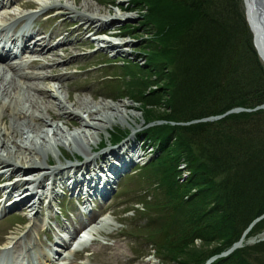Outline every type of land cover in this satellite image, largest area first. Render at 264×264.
I'll use <instances>...</instances> for the list:
<instances>
[{
	"label": "trees",
	"instance_id": "obj_1",
	"mask_svg": "<svg viewBox=\"0 0 264 264\" xmlns=\"http://www.w3.org/2000/svg\"><path fill=\"white\" fill-rule=\"evenodd\" d=\"M139 3L146 6L143 27L150 25L155 33H148L143 41L148 47L145 66L131 68L129 63L120 67L128 77L125 96L136 93L140 98L136 102L159 108L167 97L166 115L144 120L154 123L144 132L158 145L166 166L156 163L157 159L143 169L142 183L148 194L141 202L147 222L139 234L156 253L168 256V261L205 264L236 243L264 213V111L190 122L263 104L264 69L252 46L240 0ZM161 55L173 63L162 60ZM158 121L161 123L156 124ZM185 123L190 124L181 125ZM181 160L191 169L186 184L197 188L187 201H182L174 185ZM162 176H166L164 180ZM156 190L169 197L147 205L157 201L149 198ZM186 213L188 221L182 222ZM172 225H178L174 236L170 234ZM263 231L264 219L246 238ZM196 239L204 249H196L187 258L188 247ZM211 264H264V241L244 245Z\"/></svg>",
	"mask_w": 264,
	"mask_h": 264
},
{
	"label": "rangeland",
	"instance_id": "obj_2",
	"mask_svg": "<svg viewBox=\"0 0 264 264\" xmlns=\"http://www.w3.org/2000/svg\"><path fill=\"white\" fill-rule=\"evenodd\" d=\"M49 1H53V0H49ZM20 2L27 3L30 7L36 9L39 6V3H42V0H20ZM55 2L62 3V4H68L69 6H72L76 11L80 13H84V14H92V13L95 14V12H97L101 16H109V17L110 16L113 17L115 14H122V15L125 14L126 17H124L121 21L117 23H112V24L108 23L104 26H99V25L94 24V28L100 27L99 32H102V31L110 32L114 30L116 33H119L118 35L120 36L121 39L114 38L113 40L115 41L122 40L123 42H127V44L125 46H122V48L115 49L116 51L115 50L113 52L110 51V53L107 51H98L97 50L98 45H96L92 41L94 37L90 36L91 33L88 32L89 30L84 31L83 33V28L86 26V24L78 27V31L81 32L82 34L81 37L77 35L76 32L73 34H69L71 31L74 30L75 27L73 28H70V26L62 27L64 26V21L69 22V23L71 22L74 25L77 24L78 26V24L80 25V23H83V20H81V18H76L75 16L64 17V19H61L55 22L47 30H45V36L47 37L50 34L54 36L57 33H59L57 36H59L60 38H57L56 41L52 40L50 43L51 45L56 44L57 42H64V40L62 41L63 37L65 40L66 39L68 40V43L63 44L62 47L60 46V48L56 50V53H57V56H63L62 57L63 61L69 62L68 64L70 65L63 66L62 64V66L58 67L57 71L55 70L54 74H58L59 76H61V80L59 81L51 82L49 80L45 81L43 79L26 80V81L20 80L21 82L24 81L26 83L23 84L20 82L23 85V88H22V91L19 92L20 96L19 97L17 96L18 100L20 99L22 104L29 106L30 99L33 100V99L39 98V95L36 93L34 88H38L39 90L40 89L45 90L49 86H52L55 83V85H59L61 87L59 89V93H61L62 97L67 96L65 100L69 102L70 106H72L73 103H76L77 100H79V102L82 100L84 102L91 103L90 106L96 105L97 107L101 106L102 104H105L106 102L112 103L115 106H118L121 103L125 102L129 106L125 108L124 110H127L126 111L127 113L133 114L135 116V119L130 120L126 125L122 126L120 124L122 127H120L119 124L117 125L112 124V126H109L107 129L100 132L98 134V137L96 138V143L92 142L91 146H88L87 149L83 150L82 152L76 147V144H73L72 142H71L72 143L71 145H74L75 146L74 148L70 146L63 147L61 145L56 147V144H54L55 142L54 138L52 137V134H51V131L53 130V128L52 130L49 129L50 133H49L48 138H46V141L47 143L52 144L53 147H52L51 152L48 154V156H46L43 159L45 168L47 169L49 167L50 169V167H54V168L60 167L62 168V173H64L66 171V167H68L70 164L71 165L75 164L74 159H79L82 156L85 158V160L82 162H85L86 159L90 160L93 157H97L98 155L105 153L107 150L119 151L121 148L122 150H124L125 147L127 146L126 144L127 142L128 144H130L131 142H134L135 148H137L140 145L137 132L142 127V124H143L142 121L145 119L151 120L156 116H159L161 118L164 117L166 115L164 113L167 112V109H166L167 107L165 108L166 106L165 100L167 99V97L161 100L163 106L160 108L158 106L157 107L146 106L142 102H139V103L136 102V100L140 99L138 95H136V93H131L130 96L129 95L125 96L128 93V90H127V87L124 86L125 85L124 82H123L122 88L126 91L125 95L121 94L120 91H116L115 93L106 95L104 92H107V90L103 91L101 90L102 89L101 87H98L100 86L98 84L99 80L101 76L103 75L102 71H99L98 68L94 70L90 69L88 70L89 72L87 73H86V70H84L83 72L80 71V69H83L84 67L91 66L92 62H97L99 60H102L103 57H106L107 60L109 59L111 61H120L123 59L124 60L125 59H132V60L135 59L131 65V68H134L135 66H140V67L145 66L146 59H145V56L143 55H145L146 52L148 51V47L145 45L143 41H145L146 39L149 38L150 35L155 33L154 29L150 30V27L152 28V26L148 25V26L143 27L142 25L143 21H142L141 16L145 14L146 12L145 5L140 4L139 0H55ZM87 5H90V7L87 8ZM240 8L243 11L241 0H240ZM128 15H130L129 18H128ZM30 28L33 29V32L41 31V29L34 26V23H31ZM148 33H151V34L148 35ZM100 38H101V35H100ZM64 46L69 47L70 53L68 55H66L63 52ZM91 55L94 56L93 59H91L92 57ZM161 56L159 57H161L162 60H165L169 63H173L166 56H163V55ZM42 62H45V61H42ZM172 66L174 67V64ZM50 70L51 69H47V70L36 69L34 73H37L38 75L43 76V75L50 74ZM121 72L123 73V70H121ZM123 81H126L124 76H123ZM157 81L158 79L156 78V82ZM1 82L2 81L0 80V87H1ZM27 83H32L33 85L31 86L33 87L32 88L28 87ZM160 83L161 82H159V84ZM162 84L164 83L162 82ZM16 86L20 88V86H18L17 84ZM155 87L156 86H150L149 88H153V90H156L154 89ZM49 101L51 104L50 105L51 109H53V113H58L57 107L54 106V103H55L54 100L50 99ZM40 102H41V98L38 99L39 104ZM147 102L148 101L144 103H147ZM17 109H18L17 110L18 112L22 111L19 106H17ZM85 117L86 115H83L84 119ZM1 121L2 120H1V109H0V127L3 125ZM115 121L116 119H114V122ZM4 122L6 123V125H8L9 118L5 117ZM53 122L54 124L57 123L59 126L63 128L64 134L61 133V135L62 136L65 135L67 139L69 138L70 134L82 128L79 124V120H76L75 118H68V119L59 118V120H57V117H55V121ZM67 122L72 123L73 125L69 126L67 125ZM125 127H128V130L129 129L131 130L130 136H128V138L123 140V142L116 148L110 149L109 145L106 143L107 142L106 139L108 141H113L114 136H115V134L113 133L117 131H122L120 128L123 129ZM36 129L41 131L43 135L45 132H47L48 128H41L39 126ZM31 135H34V134H31ZM61 135H58L56 139L59 140L60 138V141L62 140L64 141V139L61 138ZM20 139L21 137L18 135L17 140H20ZM117 139L118 138H115V140ZM100 141H101L100 146L102 145H106V146L104 147V149L97 152L95 155H91L90 154L91 149H94ZM144 145H148V144L144 142ZM152 153H153V150L147 152L143 158H139L136 162L137 165H143L151 157ZM161 155H162V152L160 149H158L156 156L153 158V160L159 159L156 161V163H158L159 165L163 164L166 166V164L164 163L165 161L160 159ZM135 168H136V164H134V166L131 167V169L128 172L123 173V175H121L117 179V181L119 180L118 184L120 183L121 179H124L126 178V176L134 173L133 170ZM190 170L191 169L185 166L184 163H181L180 165L178 164V166L176 167V173H174L176 174L175 179H174V185L175 187H177L176 192L180 196H182V201H187L185 197L190 196L196 193L197 191V188L195 186H191V185L188 186L186 184V182H188L189 177L191 176ZM149 173L150 171H148V174ZM165 177L166 176H162L161 180H164ZM16 178H19L18 175L12 176L10 180L14 182ZM7 183L10 184V181H7ZM127 185H128V188L132 187L134 189L136 186V183H132V185L131 184H127ZM116 186H117V182L115 185H113L114 190L109 194L106 200L103 201L104 202L103 205L97 208L100 212L106 210L107 212L106 218H107V221L110 222V225L107 227V229L99 233V236L96 238L98 242L92 246V249L95 252H98L100 254L99 256L101 255L109 256L113 260L109 264H124L126 263L125 260L128 261L127 263H134L138 261V263H135V264H177L176 262L172 260L168 261L170 258L168 256L166 257L163 253H156L154 250L155 249L154 246H153L154 248L153 249L150 244L146 245V249L142 247V249H140V252H136L137 247L134 246L135 244L132 245V243L128 239V228L127 227L125 228L121 225L122 223L128 224V217L132 215V212H129V213L127 212L124 214L122 212L127 206L126 202L129 199L125 196L119 197L121 195V191L119 190V188H116ZM187 190L188 192L185 194ZM184 194L185 196L183 197ZM168 197L169 196L165 195L163 190L152 191L151 196L149 198H151V200H157V201H151L147 203V205L154 204V203H161L163 200H165L164 198H168ZM45 203L46 202H44V204ZM57 203H58L57 199L56 198L53 199L52 205H51L52 208L50 209L51 215L58 213L59 210L57 208ZM76 204H78V208L76 207ZM72 205L77 209L76 214H73L68 220L62 219L61 221L58 218L59 224L68 225L69 228H72L73 226L72 221H74L75 224L78 225L83 215H84V218H87L85 213L83 212V208H81L79 201L75 197L72 198ZM174 205H171V206H174ZM176 206L180 208V205H176ZM135 210H136L134 212L135 215L144 216L145 208L143 205L138 206L137 208H135ZM9 214H10L9 216H4L0 219V238H4V236H7L9 233H15L16 231L24 228L25 225L22 226L24 221L28 223V217H25V215L22 212H19L17 210H12L10 211ZM46 214L48 213L44 210L38 213L37 219L41 218L42 220L39 226L32 228V229H29L27 226L25 227L24 234H26V237L23 240L17 242L18 248L20 249V251L25 247H29V246H26L27 244H33V243L37 247H40V246L47 247L46 240L48 239V237H51L54 235L53 229H55L56 226L52 219H50V221L47 223L48 220L46 218ZM62 214L64 215L65 218L68 217L64 211ZM100 220H98V222ZM187 221H188V215L186 213V220L182 222H187ZM18 223H21V224H18ZM178 225H172L170 227L172 228L170 232L172 236H174L175 234H178L177 233ZM44 229H46V231L44 234H42L41 231ZM105 232L107 234H113V238L107 239L106 237L107 234H105ZM123 235H126V236L122 237ZM258 240H264V232H262V234L256 238L249 239L248 243L253 244L254 242H257ZM101 246L108 247L109 250L105 251L99 248ZM188 249H191V251L187 250V252H189V255L186 256L187 258L192 256L194 252L197 251L196 249L201 250L204 248H203V245H201V241L196 239L194 240V245L188 247ZM26 256L28 257V259L36 260L40 258V252L39 250H36V251L33 250L32 253H26ZM99 256H97L95 259H87V260L85 259L84 261L80 263L78 262H75V263L85 264V263L90 262V264H101L102 260L99 258ZM180 258L185 259L183 256ZM115 259L121 260L123 262L116 263L114 261ZM65 264H69V263H65Z\"/></svg>",
	"mask_w": 264,
	"mask_h": 264
},
{
	"label": "bare ground",
	"instance_id": "obj_3",
	"mask_svg": "<svg viewBox=\"0 0 264 264\" xmlns=\"http://www.w3.org/2000/svg\"><path fill=\"white\" fill-rule=\"evenodd\" d=\"M11 4L12 2L8 4V0H0V9L9 8ZM51 4H54V2H51ZM58 6V8L63 11L66 16L73 15L75 17L81 18V20H83L82 25L86 24V26L83 28V32L89 30L90 33H92L91 36H95V34L99 33L100 27L94 28V24L104 26L108 23H117L124 17H126L125 14H115L113 17L101 16L97 12H95V14H84L76 11L72 6H69L68 4L61 3L58 4ZM89 7L90 5H87V8ZM21 15H23L22 12H5L4 14H1L0 28L4 27V29L1 30L0 33L4 32L8 28V26H10L12 22L16 18H19ZM30 15H27V17H30ZM129 17L130 15H128V18ZM258 21L259 23H256V25H254V27L256 26L254 28V43L261 56V61L264 64V37L263 35H261V24H263L264 22H261L259 19ZM75 30L77 34H81V32L78 31V27ZM21 37L26 41L28 40L27 35H22ZM50 39L51 37L49 38V40ZM95 40L98 46H107L114 50L122 48V46H125L127 44V42H123L122 40L115 41L111 37L104 36H101V38L95 37ZM14 41L15 39L13 38V35L8 34L7 42H10L12 44ZM31 41H35V48L29 51L28 46H23L21 53L29 54L31 52L43 58H45L49 53V61L51 62V64H53L51 71H57L61 63L58 64V59H60V57L57 56V54L54 52V49L58 45L52 46L47 49L46 47L48 45V40L42 35L37 36L36 38H32ZM69 51V47H63V52L66 55L70 53ZM15 57L16 56L13 55L12 52H6L4 57L0 56V64L3 65L0 68V80L2 81L0 87V109L2 120L1 123L3 124L0 127V180H3L4 183H7L6 180L15 175H18L19 179L16 178L14 182L10 180L11 185L8 187V184L0 185V194H2V197H0V205H4L5 207L7 199L10 196H13L15 192L21 191L16 196V198H20L21 195H24V197H29V201L22 205L21 210L24 211V213L29 212L30 215H36L41 208L40 205L42 200L46 199V197L44 196V178L56 176V174L58 173V175L63 174L60 173L61 170L59 168L51 169V171H49V169L45 168V164L43 162V159L48 156L53 147L52 144L47 143L46 141V138H48L49 136L50 130H52L53 128L51 134L54 138L55 142H53L54 144H56V147L61 145L63 147L70 146L74 148L75 146L71 145L73 143L76 144V147L82 152L83 150L87 149L88 146H91L92 142L96 143V138L98 137V134L100 132L107 129L109 126H112V124H121L122 126L126 125L130 120H134L135 116L133 114L127 113V110H124L129 106L125 102L121 103L118 106L106 102L105 104L97 107L96 105L90 106L91 103L84 102L82 100L79 102V100H77L76 103H73V105L70 106L69 102L65 100L67 96L62 97L61 93H59V89L61 87L59 85H55V83L45 90L34 88L36 93L39 95V98H41V102L40 104L38 103L39 98L33 100L30 99L29 106H26L25 104H22L20 99L18 100L17 98V96H20L19 92L22 91L23 85L18 80L13 79L8 74H6L5 71H10L15 75H19L24 80H35L39 77L34 74L24 73L21 69V66H23V64H11L10 61ZM35 65V63L31 62V67ZM68 65L70 64H67L65 66ZM48 67V63L41 65V68ZM42 79L45 81H59L61 80V76H45L42 77ZM16 84L20 86V88L17 87ZM27 85L30 88L33 87L31 86L33 85L32 83H27ZM50 99L54 100V106L57 107L58 113H53V109H51L50 106ZM17 106H19L22 111L18 112ZM83 115H86L85 119L83 118ZM5 117L9 118L8 125H6V123L4 122ZM55 117H57V120H59V118H75L76 120H79V124L82 128L70 134L68 140L65 135H61V133L64 134L63 128L57 123L54 124L53 121H55ZM114 119H116L115 122ZM67 125L70 126L73 124L67 122ZM121 125L120 127H122ZM39 126L41 128H48L47 132L42 135V132L36 129ZM124 129H128V127H125ZM18 135L21 137L20 140H17ZM58 135H61V138H63L64 141H60V138L59 140L56 139ZM129 145L130 146H128V148L135 147L134 142H131ZM115 155H117L115 151L108 150L104 154L99 155V157L107 158L108 156ZM89 163L86 162L83 165L86 167ZM6 173H8L7 176ZM58 181L60 183V178H55L53 185L58 184ZM26 187H28V189L22 190ZM39 188H41V191H39ZM5 191H7L6 197L3 198V194L5 193ZM53 194H56V191L54 189L51 190L50 195L53 196ZM13 198L15 199V197ZM32 199L33 201L32 203H30ZM23 202L20 201L18 205L20 206ZM48 207H50V204L48 205ZM25 215H27V213ZM109 225V221L100 222L99 226L94 227V231L96 233H99L100 231L106 229ZM14 235L15 234L12 233V236L6 237V240L8 242L5 245L14 242ZM63 246L64 249L62 250V252L56 253L52 256L47 254V261L53 264L54 259L58 260V258L60 257H73L75 255L74 252H72L70 249H67L68 244L64 243ZM104 249L109 250V248ZM100 259L103 261V264H109L113 261L109 256H101ZM114 261L117 263L123 262L118 259H115Z\"/></svg>",
	"mask_w": 264,
	"mask_h": 264
},
{
	"label": "water",
	"instance_id": "obj_4",
	"mask_svg": "<svg viewBox=\"0 0 264 264\" xmlns=\"http://www.w3.org/2000/svg\"><path fill=\"white\" fill-rule=\"evenodd\" d=\"M242 1H243V6H244L245 19H246V22L250 28V31L253 34V42H254V38H255V29L254 28L256 27V26L254 27V25H256V23H259L258 19L261 22H264V0H242ZM261 35H263V37H264V23L261 24ZM254 45H255V43H254ZM257 53H258V51H257ZM259 108L264 109V105L260 106ZM236 111H239V110H233L232 112H236ZM213 119H215V118H212L210 120H213ZM263 217L264 216H262L261 218H263ZM260 219H258V220H260ZM258 220H256V221H258ZM239 245H240V243L236 244L234 247H238ZM211 261L212 260L208 261L207 264H209Z\"/></svg>",
	"mask_w": 264,
	"mask_h": 264
}]
</instances>
